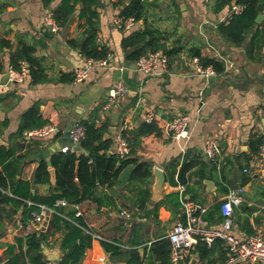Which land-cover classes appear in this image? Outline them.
I'll list each match as a JSON object with an SVG mask.
<instances>
[{"label":"crops","instance_id":"0c3cea01","mask_svg":"<svg viewBox=\"0 0 264 264\" xmlns=\"http://www.w3.org/2000/svg\"><path fill=\"white\" fill-rule=\"evenodd\" d=\"M60 3L61 0H52L47 5L43 0H0V148L12 150V159L18 157L7 171L9 176L14 181H30L34 171L44 164L48 181L32 184L30 191L37 196L49 195L56 181L52 157L64 146L70 147L69 152H83L80 144H73L69 136L72 126L81 120L94 121L96 126L104 128L103 139L111 141L109 154H113L118 138L123 136L131 145L126 158L149 165L148 174L140 178L131 174L133 163L122 166L110 185L97 184L94 198L80 203L81 218L99 235L97 239L118 247V253L112 254L104 251L99 240L93 239L80 264H104L107 260L110 264H127L133 259L132 251L137 252L141 264H158L149 250L150 244L167 238L169 228L184 221L181 201L189 199L206 226L217 229L221 223L220 202L234 187H243L244 191L241 204L233 207L232 232L244 237L264 229V158H257L258 150L252 143L264 137L261 81L264 80V35L262 41H253L259 24L255 22L241 44L234 45L219 33L218 26L230 20L228 13L238 4L236 0L222 7L218 6V0H171L164 17L160 11L169 4L168 0H144L142 18L136 20L134 28L122 30L113 24V17L121 14L127 0L113 4L98 0L97 16L93 19L97 23L95 40L107 51L104 58L96 60L83 56L69 44L80 37L86 26L85 19L79 18L80 2L57 32L52 33L46 25V14ZM144 27L159 30L167 48L181 47L178 56L168 61L169 70L162 76L145 77L137 70L136 62L129 63L125 58L123 38ZM20 42L35 46L34 55L45 68L46 81L33 84L28 75L22 82L8 80L9 57ZM108 53L111 57L107 59ZM193 57L199 61L200 57H207L222 62L224 72L206 81L188 64ZM103 59L108 60L107 67L98 65ZM88 61L92 63L88 77L81 83L74 82L72 70ZM120 78L126 86V95L105 107L108 89ZM30 108L37 109L43 124L55 126L50 136L26 137V130L22 136L17 135L21 117ZM149 114L153 116L151 122L146 120ZM176 115L188 116V136L179 140L168 136L162 128ZM152 122L157 124L159 135L143 131L142 124ZM208 137L215 138L221 147L219 167L204 154ZM43 151H47L48 158ZM4 163L0 164V171ZM184 163H190L191 167L181 181L179 175ZM154 167L165 174L161 191L154 186ZM244 169L249 172L245 173ZM206 180L210 181L208 185ZM142 190H148L149 194L145 204L140 205ZM1 192L12 195L9 186ZM171 194L177 195L178 206L165 199ZM23 202L1 206L8 215L2 218L0 227V261L5 259V243L16 244L17 238L41 230L31 222L30 210L29 217L24 216L25 203L29 206L28 202L32 201ZM156 202L158 207L153 209ZM121 210L130 213L133 219L126 221L120 217ZM59 238L42 244L48 253L58 249V259ZM100 257H104L103 262L99 261ZM227 258L223 242L214 243L208 255L202 254L195 244L192 256L177 264H226ZM237 262L264 264L241 259Z\"/></svg>","mask_w":264,"mask_h":264},{"label":"trees","instance_id":"16d2710c","mask_svg":"<svg viewBox=\"0 0 264 264\" xmlns=\"http://www.w3.org/2000/svg\"><path fill=\"white\" fill-rule=\"evenodd\" d=\"M52 0H43L47 5ZM232 0H218V6L222 7L229 4ZM77 2L81 3L79 18L85 19V29L77 39H72L69 44L78 50L80 54L87 58L101 59L106 55L107 49L99 47L96 43L97 23L93 20L97 13L95 6L98 0H61V3L56 6L52 13L55 22L64 26L70 15L75 10ZM238 4L244 6V10L233 15L226 24L218 26L219 33L230 43L239 45L245 38L246 32L252 25H255V18L258 14V3H261L264 9V0H236ZM144 0H127L123 5L120 13L123 16H132L139 20L143 16ZM82 26V25H80ZM260 28L254 33L253 41L255 43L262 41L264 35V23L259 24ZM164 36L157 30L150 27L144 29H136L130 32L122 40V49L125 53V58L129 63H134L141 55H146L149 52L161 50L167 55L169 62L175 59L181 47L174 46L167 48L163 43ZM36 48L33 44L20 42L14 52L10 54L9 60L12 68L19 70L20 62H25L27 75L30 82L33 84L41 83L47 80L45 68L40 63V58L36 57ZM192 55L198 56L197 52H192ZM200 63L206 67L211 65L216 73L224 72V65L215 59L200 57ZM67 81L70 80L68 77ZM1 99V97H0ZM43 121L37 115L36 108H30L21 117L17 135H23L25 130L43 125ZM79 123L86 127L85 137L80 142V148L84 154L77 155L76 152H58L52 157L51 165L56 169L55 185L51 188L49 195L37 196L31 193V185L37 182H47L48 172L46 165H40L33 173L31 180L18 179L14 181L7 172L14 160L12 159L13 151L0 148V164H3V170L0 171V227L3 226L2 218L8 215V211L1 207L4 203H12L14 205L24 204V200H30L35 204L45 205L53 209L47 227L38 231L27 233L24 237L17 238L16 244L5 243L3 251L5 259L0 261V264H46L47 260L42 253L41 245L47 243L49 239L57 241L59 238L60 257L54 264H80L84 256V252L91 246L92 231L81 217H75L74 204H80L86 199H93V189L97 184L110 185L115 179L117 173L122 166L133 163L132 176L134 178L144 177L149 172V165L145 162H137L135 159L119 157L115 154H109L108 148L111 141L103 139L104 128L96 126L94 121L81 120ZM157 124L144 123L142 129L150 134L159 135L160 130ZM263 137L252 140L255 148L259 146ZM129 142V139L127 138ZM253 145V144H252ZM130 151H131V145ZM129 151V152H130ZM78 162V164H76ZM119 164V167H117ZM191 167L190 163H184L180 169L179 178ZM10 187L12 195L4 194L2 190ZM148 190H142L140 205L145 204L148 198ZM64 199L67 202L66 206L56 205V201ZM165 199L173 201L175 206H178L177 195H168ZM149 201V199H148ZM159 202H156L153 209L158 207ZM29 207V208H28ZM35 206H27L25 203L24 216L29 217V210ZM220 213V209H219ZM221 221L222 216L220 213ZM59 234V237H56ZM100 245L106 252L112 254L118 253V247L114 243H109L105 240H99ZM216 242H223L220 239H215L211 245L199 241L197 247L202 254L208 255ZM17 249V250H16ZM149 250L158 264H171L169 258L170 243L165 237L156 240L150 244ZM134 253V254H133ZM133 259L127 264H141L140 257L136 251H132ZM147 264H151L147 262ZM210 264V263H208Z\"/></svg>","mask_w":264,"mask_h":264},{"label":"built area","instance_id":"2783aa9c","mask_svg":"<svg viewBox=\"0 0 264 264\" xmlns=\"http://www.w3.org/2000/svg\"><path fill=\"white\" fill-rule=\"evenodd\" d=\"M106 1L113 4L119 3L122 0ZM243 9L244 7L242 5H233L228 13V18L240 14ZM262 14V23H264V10ZM45 23L52 33L59 30V25L55 22L52 12L46 14ZM113 24L122 30H129L134 28L137 21L132 16L126 17L121 14H115L113 17ZM110 57L111 54L108 53L107 59ZM107 59L98 61V65L101 67H107ZM168 61L167 55L161 50H157L155 52L147 53L146 55H141L136 61V67L145 77L162 76L169 70ZM91 64V61H88L83 66L75 67L72 70L73 81L77 83L83 82L88 77V71ZM188 64L193 66L194 71L206 79V81L217 74L211 65L204 67L197 57L191 58ZM120 70L123 71L124 68L120 67ZM7 74L10 82H22L27 76V69L21 62L19 70L10 67ZM126 93L127 89L123 79H117L108 89L105 107L114 103L118 99H121ZM146 120L147 122H151L153 120L152 114L147 115ZM162 128L164 133L176 140L186 138L188 136V116L176 115L169 121L165 122ZM54 130L55 126L53 124L46 123L26 130L24 135L26 137H48L54 132ZM85 131L86 127L83 124L79 122L74 124L69 131L72 143L79 145L85 137ZM69 148V146H64L62 147V151L67 152ZM129 151V143L123 136H120L112 153L119 157H126L129 154ZM204 154L208 159L214 161L217 167H219L222 159V152L221 147L215 138L208 137L206 139L204 143ZM257 158L259 160L264 158V137L259 146ZM243 171L245 173L249 172L247 169H244ZM243 191V187L230 188L226 196L221 200L220 212L222 221L217 229H211L206 226V222L201 215L195 213V205L189 199L186 198L181 201V206L185 215L184 221L173 224L166 235L170 243L169 257L172 264H177L183 259L190 258L192 256V247L199 241H202L209 246L215 239L222 240L225 245L228 256L226 264H238L237 261L240 259L248 261L249 263L264 262V229H257L254 233L244 237H238L232 232L233 207L241 204L243 201ZM55 204L66 206L67 202L64 199H59ZM28 205L35 206V208L30 211L31 222L38 225L40 229H45L48 220L53 213V209L33 202H28ZM73 207L75 209V217H82L83 212L81 211L80 204H74ZM199 211L204 212L205 209L199 208ZM119 215L126 221L133 219V216L126 210H121ZM88 233H90L92 237L99 238V235L93 231L88 230ZM99 261L103 262L104 257H100ZM46 264L53 263L47 261Z\"/></svg>","mask_w":264,"mask_h":264},{"label":"water","instance_id":"95a60500","mask_svg":"<svg viewBox=\"0 0 264 264\" xmlns=\"http://www.w3.org/2000/svg\"><path fill=\"white\" fill-rule=\"evenodd\" d=\"M262 19H263L262 4L258 3V14H257V16L255 18V22L260 24L262 22ZM242 76H244L243 73H242ZM261 81H262V91L264 92V80H261ZM76 153H77V155L84 154V152H81V151H77ZM43 155H46V157H47V151H43ZM233 158H236V157L233 156ZM76 164H78V162ZM153 174L155 176V183H154L155 189L157 191H161L162 184L165 181V174H164L163 170H161V169H159L157 167L153 168ZM205 183H206V185H208L210 183V181L206 180ZM41 248H42L43 254H45L46 257H47L46 258L47 261H55V260L58 259V256H57L58 249H56L54 253H48V250H47L46 247L41 245ZM104 264H110L109 260H107Z\"/></svg>","mask_w":264,"mask_h":264},{"label":"rangeland","instance_id":"374dc122","mask_svg":"<svg viewBox=\"0 0 264 264\" xmlns=\"http://www.w3.org/2000/svg\"><path fill=\"white\" fill-rule=\"evenodd\" d=\"M168 1H169V4H167L166 6H164V7L161 9V11H160V15H161L162 17L165 16V13H166V7H167V6H171V0H168ZM171 40H172V38H170L168 42H169V43L172 42Z\"/></svg>","mask_w":264,"mask_h":264}]
</instances>
